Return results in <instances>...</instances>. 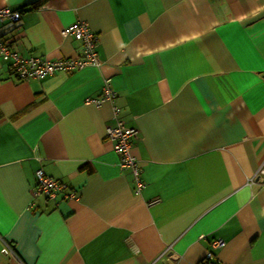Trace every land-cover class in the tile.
Instances as JSON below:
<instances>
[{"label":"crops","instance_id":"obj_1","mask_svg":"<svg viewBox=\"0 0 264 264\" xmlns=\"http://www.w3.org/2000/svg\"><path fill=\"white\" fill-rule=\"evenodd\" d=\"M0 6L21 9L0 23L12 51L76 57L61 31L82 20L100 60L19 80L0 54V264H200L214 239L218 264H264V185L247 183L264 159V0ZM105 79L138 130L140 191L106 138L111 103L84 102ZM38 168L76 197L33 195Z\"/></svg>","mask_w":264,"mask_h":264},{"label":"built area","instance_id":"obj_2","mask_svg":"<svg viewBox=\"0 0 264 264\" xmlns=\"http://www.w3.org/2000/svg\"><path fill=\"white\" fill-rule=\"evenodd\" d=\"M21 17V9H12L7 6H0V23H17ZM63 36H69L81 43V53L76 57H61L48 59L38 56H22L9 47L5 39L0 36V54L8 57L11 61L12 73L19 80L40 79L51 76L57 72H71L86 66H98L100 60L97 55L96 46L97 34L82 20H76L64 27L61 31ZM115 91L105 79L100 93L97 97H87L84 102L95 107H100L108 102L112 105V119L114 123L106 127V138L111 143L112 149L119 157L120 168H129L133 174L136 191H140L143 182L140 175L138 160L132 154L133 142L138 138V130L135 127L127 126L119 118L120 109L114 105ZM36 182L33 187V195H45L53 198L57 192L63 194L64 198H75V191H68L66 185L59 183L54 178L44 173L41 168L35 170ZM247 183L264 185V159L258 165L253 175L247 179ZM155 199L153 202H156ZM152 203V202H151ZM211 249L201 259L200 264H218L213 249L224 246L222 239H214L210 242ZM9 246L5 245L3 251L8 252ZM166 252V250H165ZM150 264H155L151 262Z\"/></svg>","mask_w":264,"mask_h":264},{"label":"trees","instance_id":"obj_3","mask_svg":"<svg viewBox=\"0 0 264 264\" xmlns=\"http://www.w3.org/2000/svg\"><path fill=\"white\" fill-rule=\"evenodd\" d=\"M41 2V1H40Z\"/></svg>","mask_w":264,"mask_h":264}]
</instances>
